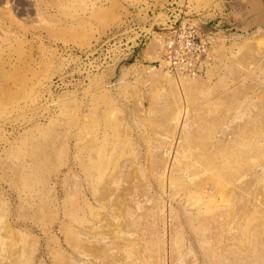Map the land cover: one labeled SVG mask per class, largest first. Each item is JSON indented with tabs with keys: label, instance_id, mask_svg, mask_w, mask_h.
Returning <instances> with one entry per match:
<instances>
[{
	"label": "rangeland",
	"instance_id": "374dc122",
	"mask_svg": "<svg viewBox=\"0 0 264 264\" xmlns=\"http://www.w3.org/2000/svg\"><path fill=\"white\" fill-rule=\"evenodd\" d=\"M0 264H264V0H0Z\"/></svg>",
	"mask_w": 264,
	"mask_h": 264
},
{
	"label": "built area",
	"instance_id": "2783aa9c",
	"mask_svg": "<svg viewBox=\"0 0 264 264\" xmlns=\"http://www.w3.org/2000/svg\"><path fill=\"white\" fill-rule=\"evenodd\" d=\"M176 37H167L164 41L163 59L166 67L179 73L196 74L200 71L202 65L200 60L202 51H198L199 46L193 43L192 40L186 39L185 41L176 42Z\"/></svg>",
	"mask_w": 264,
	"mask_h": 264
},
{
	"label": "bare ground",
	"instance_id": "6f19581e",
	"mask_svg": "<svg viewBox=\"0 0 264 264\" xmlns=\"http://www.w3.org/2000/svg\"><path fill=\"white\" fill-rule=\"evenodd\" d=\"M5 9H7L8 8V6H5L4 7ZM36 8V7H35ZM38 9V7L36 8V10ZM176 74H178V77H181L182 79H184V80H182L183 81V83H190V81H189V79L188 78H190V77H192V76H190V75H185V74H179V73H176ZM168 75H170V74H168ZM180 75V76H179Z\"/></svg>",
	"mask_w": 264,
	"mask_h": 264
},
{
	"label": "crops",
	"instance_id": "0c3cea01",
	"mask_svg": "<svg viewBox=\"0 0 264 264\" xmlns=\"http://www.w3.org/2000/svg\"><path fill=\"white\" fill-rule=\"evenodd\" d=\"M229 6H230L231 8H233L232 5H229ZM224 8H225V9H224ZM224 8H223V10H227V13H230L228 7L225 6ZM223 12H224V11H223Z\"/></svg>",
	"mask_w": 264,
	"mask_h": 264
}]
</instances>
